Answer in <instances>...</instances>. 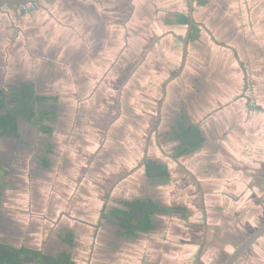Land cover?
<instances>
[{
    "label": "crops",
    "instance_id": "0c3cea01",
    "mask_svg": "<svg viewBox=\"0 0 264 264\" xmlns=\"http://www.w3.org/2000/svg\"><path fill=\"white\" fill-rule=\"evenodd\" d=\"M201 1L194 0L197 32L189 45L185 69L169 82L162 101L163 122H172L175 107L186 105L190 115L185 108L178 119L197 126L206 141L179 160L181 170L189 176L185 183L189 186L170 201L164 198L166 193L158 192L165 186L146 180L144 171L138 180L135 175L130 179L136 181V196L167 205L184 203L190 209L183 196L190 191L197 193L193 201H198L202 210L200 230L208 226L222 231L220 237L208 236L213 241L212 252L225 246L220 240L223 233L229 232L225 235L240 241L243 233L246 238L249 227L260 224L264 216V0ZM188 12V0H42L30 13L13 4L0 9V88L27 82L40 87L44 94L52 93L63 106L86 98L81 127L94 131H84L83 137L89 134L88 139L98 144L103 136L99 153L97 145H83L94 151L92 158L96 159L88 165L93 176L88 177L87 163L74 154L76 145L70 150L65 145L66 164L55 166V173L44 171L53 180L34 178L33 186L27 180L28 188L16 189V194L9 196L10 204L19 208L6 216L15 222L16 242H21L17 247L40 248L45 240H55V234L69 229L75 233L72 254L76 264H184V257L178 255L182 247L175 244L151 239L121 245L112 234V241L103 235L107 224L98 230L90 224L97 223L95 219L98 221L106 206L114 207L116 200L134 194L129 193V186L121 190L123 182L113 187L136 167V145H142L138 134L144 129L128 125L124 134L120 133L124 118L113 122L119 89L148 52L143 67L127 86H136L143 79L152 91L155 85L160 87L161 94L162 84L181 68L182 39L188 26L177 18L188 16ZM154 93L147 95V110L153 108L157 115L160 96L156 100ZM142 97L146 96L138 99ZM154 142L150 153L159 159L156 149L160 150V144L156 139ZM99 159L100 172L92 171ZM108 182L113 185L106 190ZM240 200L248 203L238 208ZM165 217L171 216L156 217L151 233L159 226L169 227L168 222L159 224ZM42 220L48 226H41ZM63 225L68 227L62 229ZM147 247L150 254L143 258L137 251ZM76 249H80L78 255ZM253 254L257 255L258 249ZM254 264H264V259Z\"/></svg>",
    "mask_w": 264,
    "mask_h": 264
},
{
    "label": "flooded vegetation",
    "instance_id": "af4514ba",
    "mask_svg": "<svg viewBox=\"0 0 264 264\" xmlns=\"http://www.w3.org/2000/svg\"><path fill=\"white\" fill-rule=\"evenodd\" d=\"M192 34H193V32L191 33V36H192ZM191 39H192V37H190L189 45H190ZM188 54H189V47H188ZM144 57L142 58V60L138 61L135 68H133L131 73L126 77L125 82L123 83V85L119 89L118 110H116V113L113 117V122L116 123L121 118H124V120H123L124 124H122V129H121L122 131H120V133L121 132L123 133V131L125 130V127L127 128L128 125H132V127H138L139 125H136L134 121L146 122V121H148V118H149V113L147 112L148 111L147 110V107H148L147 106V100L143 97H142L143 99L142 98L138 99V93L146 91L145 92V93H147L146 95H149V92L152 91V88L147 87L143 91L142 90L136 91L139 89V87H140L139 85L136 84V86L134 85L135 87L133 85H131L129 87L127 86L129 84V82L131 81V79L143 67L144 62H145ZM183 58H184V43H183ZM182 62H183V60H182ZM181 65H182V63H181ZM165 85H166V82L164 84H162V86H161V94H160L161 97H160V101H159V106L162 105V108H163V102L162 101H164L163 96H164V92H165ZM29 87H31L32 91L30 90ZM166 89H167V86H166ZM49 95H52V93L51 94H48V93L44 94V91L40 87H36L33 84H30L27 82H21L19 84H10V85H7L4 89L0 88V104H2V103L13 104V102H15L16 100L19 101L20 96H21V98L25 97L24 103H19V105H21L23 107V109L20 107L18 108V111H20L21 115L16 116L17 118L14 119L15 126H16L17 130L15 129V132L7 133L5 135L0 134V197H1L0 228L5 227L4 231L7 228L8 230L6 231L7 233H5V234L7 235V237L9 236V237L13 238V240H11V241H8V242L3 241L0 243L7 245V246H10V247H17L20 245L18 244L19 242H16V238H15L16 233H18V232H17V228L15 226L14 220L7 218L6 216L3 217V215H5V212H6L8 205L11 203V200L8 196V193H5V191L8 189L13 190V191H15L16 189L17 190L20 189V187H17L18 183H20L22 185V187L26 184V182H24L25 178L22 176H23L25 170H27V168H30L31 164H33V165L37 164V167H39V169L41 170V171L39 170L38 175H36V176L34 175V176L37 178L46 179L45 181L48 180L47 179L48 176L45 175L44 171H46V173H48V171L53 170V167L55 166V162L57 161V159H56L57 154L59 155L60 153H62L64 151L65 157H64L61 165H63L64 163L66 164V158H67L68 150H67V148H66V150L61 149L60 146H61L62 140L68 141V144L70 146V144H72L71 142H74L72 140H75L76 138H78L76 141L78 144H77V147L75 148L77 150V152H79L78 156L81 155V153L83 152V149H84L83 145L86 143V140L80 139L84 136V134H83L84 131L87 130V129L82 130V127H81V124H82L83 119H84V115L87 111L85 109L86 108L85 104L87 103V101L85 100L86 98L79 99L75 104L63 106V105L58 103V100L55 98V96H53V95L49 96ZM101 95H102V93H101ZM101 95L98 94V97ZM139 97H141V96H139ZM132 102H135V103H132ZM138 104L139 105L142 104L143 106L146 107L143 109V111H141L143 113L130 112V108L133 107L134 105L137 106ZM129 106H131V107H129ZM162 108H161V111H159V108L157 111V120H158L159 116L161 118L160 125H158V121L156 120L155 126L153 128H150L151 130L150 129L147 130L148 132L146 133L144 144H143V151H144L143 158H142V160L138 166L141 165V163L144 159L145 152H146V146H147L146 145L147 139L149 138V157H148V160L146 161V164L149 160H156L159 163L166 165L169 169L170 178H171V170L169 168V164L166 161L163 162L162 160L153 159L152 157H150V155H151L150 149H151V146L153 145L152 136L154 137V139H156L157 144L158 143L160 144L159 147L162 148L163 146H166V145L172 147L173 152L171 154H167V158H168V160L172 161L175 165L177 164L179 166L180 165L179 160L181 161L182 158L185 156L179 157V158L176 157V152H177L178 148L181 146V141L175 137V132H178L179 130H181L183 128L194 127L195 125L191 124L188 121L186 122V120H184L182 122V119L181 120L179 119L175 123L172 124V126L168 132H162L161 133L160 131H162V130H161L160 126L164 125V122H163L164 115L162 112L163 111ZM31 109L35 112V115L30 118V116H28V114L30 112H32ZM5 110L6 109H4L0 106V116L5 114ZM94 112L97 113L96 110H94ZM73 113L77 114L78 116H77V118H75V121L73 123V126H75L76 128H74V130H73L74 132L72 133L71 131H69V126L66 127L62 121L60 122V119H61L60 117H62V119H66V117H67V119H68L70 117V115H73ZM97 116H99V114H97ZM170 122H171V120L168 121V123H170ZM146 127H144V129L143 128L142 129L145 131ZM155 128H158L157 135H156V130L154 131ZM92 131H94V129H92ZM163 133H166V134L163 135ZM201 133H202V131H201ZM42 138L44 140L47 139L48 141L44 142V140H41ZM104 139H105V136H104ZM51 140H54V141H51ZM102 141H103V138H102L101 142L99 143V145H97L98 153L102 149L101 148ZM79 142H81V144ZM205 142L206 141L204 139L202 146H204ZM71 147H72V145H71ZM191 154L192 153H190L189 155H191ZM189 155H186V156H189ZM23 156H24V160L22 159ZM92 156H91V160H90L91 163H93L96 159V158H92ZM79 158H81V160H83L82 155L79 156ZM100 158H101V154H100ZM83 161H85L87 163V169L86 170H89L91 172V170L88 168L89 163L86 160H83ZM97 163H98L97 169L92 170V171L100 172V164H102V162H100V159H99V160H97V162H95V164H97ZM14 164L20 165V167L21 168L23 167L24 170L19 168V167L13 166ZM146 164H145V166L142 167L146 180H150L151 182H153L156 185L167 186L169 181L153 180L147 176V174L145 172ZM138 166H136V167H138ZM135 168H133V169H135ZM64 170H66V168H64L63 171ZM138 171H136V172H138ZM20 173L22 175H20ZM135 173H133L132 175H134ZM84 174H85V171H84ZM91 174H92V172H91ZM9 175L11 176V180H9L7 178ZM132 175H130V176H132ZM32 178L33 177L26 178V181L29 180L27 182L29 184L31 183V185L33 186L34 185V179L31 180ZM138 199L143 200V199H149V198H146V197L141 198L140 196H136V193H134V194L130 195V197H128V198L116 200L115 201L116 206H114V207L122 208L124 203L132 202V201H135ZM151 200L158 202L152 198H151ZM158 203H160L162 206H165L168 208L173 207V206L183 207L182 205H177V204H172V205L168 204L167 205V204H164L163 202L161 203V201H159ZM114 207H111V208H114ZM108 208H110V207L106 206L101 211V213L99 215V219H98L96 224H90L91 226H93L95 228V230H98V229H100L101 226H105L107 224L109 227L106 228V233H103V235H105L107 237L113 236L114 237V238L112 237L113 240L116 243L119 242L121 245H123L124 243L132 242V241L135 242V241L141 239L144 235H146V234L141 233L136 238H129V237H126L124 235H121L120 234L121 230L116 231V228L114 229L112 227L113 225L109 223V219H106V213H107ZM188 212H189V210L187 208V214L186 215H188ZM183 215H184L183 213H180V214L166 213V214H162V215H158V216H181V218H183ZM236 216H240V215L236 214ZM71 219L74 221L77 220V221L82 222V220L78 219V218H71ZM263 223H264V219H263L262 223L260 224V226ZM260 226H258L250 234H248L246 236V239L250 235H252L253 232L256 231ZM66 227H68V226L63 225L62 229L66 228ZM217 232H220V235L222 234L221 229H219ZM70 233H72L74 236V246H76L75 233L69 229L67 231L64 230L60 234H55V235H57L55 237V240H57V242L62 241L64 239H66ZM109 233H111L112 236H109L108 235ZM212 234L214 235V233H212V231L208 228V226H205L203 229V233H202V242H201V244L197 250V254H196V258H195L196 264H202V263L203 264H225L227 262V260L229 259L230 255L233 253V252H231V254L228 253L226 251V246H222L223 248L219 247V249H218L219 251H221V253H219V255L217 257H210V258L208 257L207 259H205L204 256L206 255L207 250H210V248H213V241H211V238L208 239V236L212 235ZM258 244L261 245L262 247H264V235L255 244H253L235 262V264H238V263H240V264H248V263L254 264L255 262H259L260 258L264 259V255H263L264 253L263 254L261 253L262 252L261 249H258L257 255L253 254V252L255 251L254 247L256 248L258 246ZM23 246H26V245L24 244ZM249 254H251V257L248 256ZM204 259L207 261H205Z\"/></svg>",
    "mask_w": 264,
    "mask_h": 264
},
{
    "label": "rangeland",
    "instance_id": "374dc122",
    "mask_svg": "<svg viewBox=\"0 0 264 264\" xmlns=\"http://www.w3.org/2000/svg\"><path fill=\"white\" fill-rule=\"evenodd\" d=\"M149 82V81H148ZM138 84H139V89L138 90H136V91H141V88H142V91L143 90H145L148 86L147 85H145V84H148V83H146V81L145 80H143V79H141L139 82H138ZM137 84V85H138ZM155 91H151V92H155L154 93V95H155V97L154 98H156V100L159 98V96H160V94L158 93L159 91H160V87L158 88V86H156L155 85ZM156 90H158V91H156ZM146 92V91H145ZM145 92H141V93H138V97L141 95V96H146L145 97V99L147 100V106H148V104H149V102H150V97L149 96H147L146 95V93ZM161 97V96H160ZM129 107H131V106H129ZM155 107H156V105H155ZM144 108H146L145 106H143L142 104H138L137 106H133V107H131L130 108V112H135V113H139V112H141V111H143V109ZM186 108V109H185ZM185 109V113L187 114V115H190L189 114V110H188V108L186 107V105H184V106H182L181 108H176L175 107V115L173 116V118H172V122H170V123H168V122H164V125H162V126H160V128H161V130L162 131H160L161 133L162 132H168L169 131V129L171 128V126H172V124L173 123H175L177 120H179L178 118H180L181 117V112L183 111ZM115 110V109H114ZM117 110V109H116ZM182 110V111H181ZM69 111V110H68ZM149 114L151 115L152 114V116H150V120H148V121H146V122H140V121H134L135 122V124L136 125H139L138 127L140 128L141 126H144V127H146V130L143 132H141L142 134H138L137 132V134L140 136V138L138 139L139 140V142L142 144L141 146L139 145V144H137L136 146V148H138V153H137V158H136V165L135 166H138L139 164H140V162H141V160H142V158H143V154H144V151H143V144H144V140H145V136H146V133L148 132L147 130L148 129H150V128H153L154 126H155V124H156V120H157V115H156V112H155V110H153V108H150L149 110ZM147 111V112H148ZM181 111V112H180ZM163 112V111H162ZM98 113V112H97ZM76 116V117H75ZM77 114H75V113H73V115H70V121H67V122H65V120L64 119H62V117H60L61 119H60V122L62 121L63 123H64V125H66V126H68L69 125V131H71L72 133L74 132L73 130H74V128H76L75 126H73V123H74V121H75V118H77ZM132 119V118H131ZM68 120V119H67ZM69 122V123H68ZM163 123V122H162ZM83 130V129H82ZM151 130V129H150ZM85 132H88V133H92L93 131H92V128L91 129H89V130H86ZM124 134H125V132H123ZM119 134V133H118ZM124 134H123V136H119V139H122L123 137H124ZM164 134H166V133H163V135ZM168 134V133H167ZM89 134H87L86 135V137H83L82 138V140H86V139H88V136ZM154 135V134H153ZM134 136H135V133H134ZM102 138H103V136H101V139H99V141H101L102 140ZM134 139V138H133ZM152 139H153V143H155L154 141H155V139H154V137L152 136ZM41 140H44L43 138L41 139ZM46 141H48L47 139H45L44 140V142H46ZM51 141H54V140H51ZM64 140H62L61 142V149L62 150H64V148L62 147V146H67L68 148H69V150H70V147H71V145H76V147H77V144L78 143H73L72 142V144H70V146H69V144H68V141H64ZM103 142V141H102ZM80 144H81V142H79ZM94 143H96V140H91V139H88V140H86V143H85V145H89V147H92V145H98L99 144V142H98V144H94ZM122 143H123V141H122ZM127 149L129 148V147H131V146H129V147H127L126 145H124ZM123 146V147H124ZM72 147H74V146H72ZM122 147V148H123ZM133 148V147H132ZM66 149V148H65ZM75 149V148H74ZM68 150V149H67ZM95 150H97V146L95 147ZM153 150H155V149H153ZM157 150V153H156V155H157V157L159 158L158 160H162L163 162L165 161V160H168V158H167V154H171L172 152H173V149H172V147L171 146H168V145H166V146H163L162 148L160 147V150H158V149H156ZM74 151V154H78L79 152H77V150H73ZM94 151H90L89 149H86V148H84L83 149V152L81 153V155L83 156V160H86L88 163H90V160H91V156L94 154L93 153ZM150 152H151V149H150ZM154 152V151H153ZM85 154V155H84ZM81 155H79V156H81ZM64 157H65V153H64V151L62 152V153H60L59 155L57 154V157H56V159H57V161L55 162V166H58L59 164L61 165L62 164V162H63V159H64ZM150 157H153L152 155H150ZM22 159L24 160V156L22 157ZM20 163V162H19ZM167 163H169L170 165H171V178H170V180H169V182H168V184H167V186H165V188H163V189H160V190H158V192H161V193H166L165 195H164V198H166V199H169L170 201H172V200H174V199H177V198H175V197H177L178 196V194L180 193V192H182L183 190H184V188L185 189H187L188 188V186L189 185H186L185 183L186 182H188L189 181V176L188 175H186V174H184V172L181 170V168H180V166H178L177 164L175 165L172 161H168ZM21 164V163H20ZM13 166H15V167H19V168H21L20 167V165H18V164H14ZM55 166L53 167V170H51V171H53V173H55ZM63 165H61L60 167H62ZM59 167V168H60ZM21 169H23L24 170V168L22 167ZM143 169V168H142ZM139 170L138 172H136L134 175H135V177H136V179L138 180V178L140 177V174H142L143 173V170ZM39 167H37V164H35V165H33V164H31V166H30V168H27V170H25V172H24V174H23V176L22 177H24L25 179H24V182H26V178H29V177H33L31 180H33L34 179V177L36 176V175H38L39 173ZM41 171V170H40ZM34 172V173H33ZM43 172V171H42ZM140 172V173H139ZM33 173V174H32ZM32 174V175H31ZM48 174H51V173H48ZM88 177L91 175V176H93V174H91V172L89 171L88 173ZM87 174H86V177H87ZM20 175H22L21 173H20ZM35 175V176H34ZM96 177V176H95ZM121 177V176H120ZM131 177H133V175L131 176ZM9 180H11V176L9 175L8 177H7ZM36 179H41V178H37V177H35ZM180 178H182V179H180ZM47 179H52L53 180V177H52V175H49L48 177H47ZM114 181V180H113ZM11 182V181H10ZM38 182V181H37ZM110 182H112V180L110 181ZM110 182H108V183H106V185H105V188H106V190H109V188L113 185L112 183H110ZM123 183H121L119 186H121V190H124L125 188H123V187H125V186H129V187H132V189H130V192L129 193H134V192H137V191H139V190H136L135 191V189H134V185L136 184V181H133V179H130V177H128L127 179H125L124 181H122ZM36 183V182H35ZM48 184L49 183H51V182H47ZM137 184H139V183H137ZM17 187H20V191H23V189H25V188H28V184L26 183L23 187H22V185L20 184V183H18V185H17ZM6 188V187H5ZM143 189V188H142ZM192 190V189H191ZM190 191V190H189ZM5 193H8V196H10V195H12L13 196V194H16V192L15 191H13V190H6L5 191ZM191 191L189 192V193H187L186 195H184L183 197H184V199H183V201L184 202H186V203H188L189 205H190V209H188L189 210V212H188V215L185 217V219H183V218H181V216H171V217H165V219H163L162 221H159V224H164V225H167V222H168V225H169V227L167 228V227H165L164 225V227H162V226H159L160 228L157 230V232H153V233H151V234H149V235H147V236H143L141 239H139V240H137V241H141L142 243H145V242H149V241H151V239H157L158 241H167V242H169V243H172V244H175V245H177L178 247H182V250H181V252H179V256H182V257H184L183 258V262H184V264H196V254H197V250H198V248H199V246H200V244H201V242H202V233H203V227L201 228V230H200V226L201 225H203V217H202V210H201V208L199 207V203H198V201H195V203H194V201L193 200H195V199H197V197H198V194L196 193H194V194H191ZM240 199V198H239ZM235 201H237V200H235ZM234 201V202H235ZM181 202V201H180ZM176 202H174L173 204H175ZM248 202L247 201H238V208L241 206V205H243V206H245L246 204H247ZM262 203V202H261ZM179 205H182V206H185V208H187L186 207V205L184 204V203H180ZM264 205V204H263ZM192 206V207H191ZM250 206V205H249ZM20 209H21V207H20ZM7 211L5 212V215H3V217H5V216H7V212H8V215L10 216V215H12V213H16V211L17 210H19V208L18 207H16L15 205H13V203L12 204H10V206H8L7 207V209H6ZM249 210H251V209H249ZM238 212H240V211H238ZM241 213V212H240ZM249 213V212H248ZM240 216H237V217H242L241 216V214H239ZM246 215V214H245ZM58 217V215L57 214H55V216H54V218H57ZM263 219H264V216H263V218H262V220H261V222H260V224L262 223V221H263ZM96 220V222H97V219H95ZM25 222H29V221H25ZM248 223H250V221H248ZM43 224L45 225V224H47L46 222H44L43 220H42V222H41V226H43ZM260 224H258V225H256V226H252V227H249V230H248V233H251L254 229H256L258 226H260ZM47 226H48V224H47ZM199 228V229H198ZM165 229V230H164ZM166 229H167V232H166ZM196 229H197V231H196ZM242 230V229H241ZM169 231V232H168ZM212 231V233H214V234H216V236H221L220 235V232H215V230L213 229V230H211ZM228 231V230H227ZM227 233V235H230V234H228L229 232H226ZM226 233H223L224 235L221 237V239L220 240H222V242L225 244V246L227 247V249H226V251L228 252V253H230L231 254V252H234L235 251V248L237 247V246H239L240 245V243H242V241L244 242L245 241V239L246 238H244V236H245V234L243 233V239H241L240 241H237V240H234V237L232 238V240L230 239V237H228L227 235H225ZM94 234H96V233H94ZM109 236H111V233H109ZM198 237H201V238H198ZM11 240H13V238H11V237H7V235L5 234V231H4V227L3 228H0V242H3V241H11ZM81 240V238L79 239V241ZM108 240L109 241H112V237H108ZM19 243H21V242H19ZM264 247H262L261 245H259L258 244V246L255 248L254 247V249L255 250H257V249H261V253L263 254L264 253V249H263ZM150 247H147V248H142L140 251H137L138 253H140L142 256H143V258L144 257H146V255H148V254H150ZM80 250V249H79ZM79 250L78 249H76L75 250V253L78 255L79 253ZM208 251V250H207ZM133 252H136V251H133ZM208 253V254H207ZM206 253V255L204 256L205 257V259H207L208 257L210 258V257H217L218 255H219V253H221V251H208ZM86 255H87V253H84V256L86 257ZM171 255V254H170ZM173 255V254H172ZM175 255V254H174ZM229 255V254H228ZM264 255V254H263ZM176 256V255H175ZM78 260L80 261V257L78 258ZM82 261L84 260V259H81ZM238 264H240V263H238Z\"/></svg>",
    "mask_w": 264,
    "mask_h": 264
},
{
    "label": "trees",
    "instance_id": "16d2710c",
    "mask_svg": "<svg viewBox=\"0 0 264 264\" xmlns=\"http://www.w3.org/2000/svg\"><path fill=\"white\" fill-rule=\"evenodd\" d=\"M203 4L204 0L201 1ZM178 22L185 26L189 25V17L180 15ZM197 28L193 30L192 38H195ZM32 91L31 87H29ZM21 95V94H20ZM23 96V95H22ZM19 97L13 104L2 103L0 106L5 110V114L0 116V134L15 132L17 130L14 119L21 115L18 108L23 107L19 103H24L25 97ZM28 116L33 117L35 112ZM183 128V127H182ZM175 137L181 141V146L176 152V157H183L200 149L203 144V135L196 126L183 128L175 132ZM145 172L150 179L158 181H169L170 173L166 165L156 160H149L145 167ZM1 205V197H0ZM183 213V218L187 216V208L181 206L165 207L151 199H138L126 202L122 208H108L106 219L112 224L116 231L129 238H136L139 234H149L155 229L154 220L158 215ZM74 236L72 233L62 241L49 238L44 241L40 248L37 247H10L0 243V264H76L73 259Z\"/></svg>",
    "mask_w": 264,
    "mask_h": 264
},
{
    "label": "water",
    "instance_id": "95a60500",
    "mask_svg": "<svg viewBox=\"0 0 264 264\" xmlns=\"http://www.w3.org/2000/svg\"><path fill=\"white\" fill-rule=\"evenodd\" d=\"M33 0H3L0 2V9L3 7V5L5 4H13V5H17V6H22L25 5L27 3L32 2ZM188 4H189V12H188V17H189V25H188V29H187V33L185 38H183V43H184V58H183V62L181 65L180 70L172 77L170 78V80H168L166 82L165 85V92H164V96L163 99L166 97L167 94V89L166 86H168L169 82H172L174 80H176L179 76H181V74L183 73L185 66H186V62H187V57H188V47H189V41H190V37H191V33L193 32V29L196 25V22L194 20V12H195V2L194 0H188ZM172 33V32H171ZM159 40V38H158ZM158 40H155L153 46L149 49L151 50L154 45L157 43ZM148 54V52H147ZM146 54V56H147ZM145 56V59H146ZM144 59V60H145ZM141 64V63H140ZM134 74V73H133ZM162 105L159 106V111H161ZM158 125H160L161 122V118L160 116L158 117ZM156 130V135L158 133V128H155L154 131ZM105 138H107V134L105 135ZM158 139V138H157ZM146 152H145V156L144 159L141 163L140 166L136 167L135 169L131 170L130 172H128L127 174H125L124 176H122L121 178H119V180L113 185V187H115L118 183H120L121 181L127 179L130 175H132L133 173H135L136 171H138L140 168H142L143 166H145L146 161L148 160L149 157V138L147 139V144H146ZM190 173V172H189ZM102 218V217H101ZM264 235V223L256 230L253 232L252 235H250L244 242H242L236 249L235 251L230 255L229 259L227 260V262L225 264H235V262L253 245L255 244L262 236ZM203 264V263H202Z\"/></svg>",
    "mask_w": 264,
    "mask_h": 264
},
{
    "label": "built area",
    "instance_id": "2783aa9c",
    "mask_svg": "<svg viewBox=\"0 0 264 264\" xmlns=\"http://www.w3.org/2000/svg\"><path fill=\"white\" fill-rule=\"evenodd\" d=\"M42 0H33L32 2L30 3H27L25 5H22L20 6L21 10L24 12V13H30L34 10H36L39 6V3L41 2Z\"/></svg>",
    "mask_w": 264,
    "mask_h": 264
}]
</instances>
